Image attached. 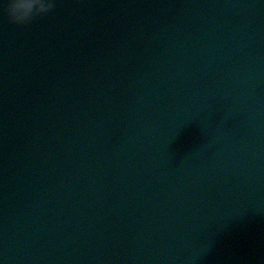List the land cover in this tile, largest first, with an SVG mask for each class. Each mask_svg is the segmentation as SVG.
Returning <instances> with one entry per match:
<instances>
[{"label":"water","instance_id":"95a60500","mask_svg":"<svg viewBox=\"0 0 264 264\" xmlns=\"http://www.w3.org/2000/svg\"><path fill=\"white\" fill-rule=\"evenodd\" d=\"M132 1V0H131ZM131 1H130V3H131ZM133 1H135V3H134V8H133V11H134V13L135 12H137V14H139L140 16H142V14L140 13V12H142V13H149L150 12V10H149V7L150 6H154V4L153 3H156L158 0H133ZM179 1H181V0H179ZM197 3H199L200 2V0H195ZM231 0H218V3H217V6L219 7V10L220 11H222L223 9H224V7L227 5V2H230ZM241 1V0H240ZM237 6H240V7H236L235 8V10H237L238 11V13L236 14V15H234L235 16V18H242V16L241 15H239L240 14V12L242 11V9H243V6H244V4L243 3H240V2H238V4H237ZM196 7H199L198 5H196V6H194V8H196ZM242 7V8H241ZM158 9H160L159 7H158ZM247 12H249V14H246V17L247 18H249L250 20H252V21H255V19H253V18H251V17H249V15H251V14H253V11L252 10H249V9H247ZM254 15H257V14H254ZM208 19V18H207ZM158 24H161V22L160 21H158L157 22ZM255 24H257V23H255ZM232 26H235L237 29H239L241 26H244L245 24H240V26L237 24V25H233V24H231ZM127 31H130V29H127ZM142 46L143 47H145L146 46V44H142ZM144 49H148V47L146 46ZM133 50H134V52L136 51V48H135V46H133ZM70 51V56H69V63H75V61H74V54H73V52H72V50L70 49L69 50ZM69 51H68V53H69ZM169 52H170V50H168ZM187 54H188V56H191L190 55V51H188L187 52ZM226 63H229L228 61H225ZM155 64H160V63H158V62H156ZM99 68V67H98ZM127 70H129L128 68H126ZM159 69L157 68L156 69V71H158ZM110 71H112V68L110 69ZM59 73L61 72V70H59L58 71ZM97 73H98V69H97V67L96 66H94V65H92V66H86V67H83L82 68V70H81V73L80 74H82V75H85V76H88L89 77V81H91V82H94L95 80H97V79H99L100 78V75H97ZM138 74V76L136 77V79H135V82H134V85L136 86V89H140V86H141V84H151L153 87H157V85L156 84H153L152 82L154 81V77H155V75L156 74H153V73H150V72H142V73H140V72H137ZM56 75H58V74H56ZM41 76H42V72H41ZM54 76H55V74H54ZM113 77V76H112ZM58 80V82H61V85H63L64 84V80H63V78L60 76V79H57ZM176 85H174V87H175ZM65 85H63V86H61V90H62V96L63 97H65L66 96V94L68 95V97H69V99L71 100V102H74V100H75V96L72 94V92H71V90L70 89H65ZM87 87V85L86 84H83L82 85V88H86ZM8 88V79H5L4 80V90H6ZM145 88H146V86H145ZM144 88V89H145ZM244 88H245V91H246V93L249 91V90H251V85L250 84H248L247 86L245 85V83H244ZM18 90V89H17ZM81 91V90H80ZM105 91V90H104ZM139 91V90H138ZM140 91H143V89L142 90H140ZM246 93H244L243 92V94H246ZM244 96V95H243ZM12 98L11 97H9V93H7L6 95H3V103H6V102H8L9 101V103H7V105L9 106H12V105H14V103L11 101L10 102V100H11ZM77 101V99L75 100V102ZM26 101H24V103H25ZM20 109H23V107H21ZM151 112V111H150ZM10 113L12 114V111H10ZM164 115V112L163 111H160V113H159V116H163ZM10 116H14V115H10ZM12 120H13V118H12ZM261 132H263V130L261 129L260 130ZM106 132H107V135H110L111 136V138H112V142L111 143H114V139L116 138L115 136H113V132L112 131H107L106 130ZM6 132H5V130L2 128V125H1V136H3L4 134H5ZM27 139H28V134H25L24 135V137H23V142H25V141H27ZM34 141V140H33ZM255 145H257V144H255ZM130 151L132 152V154H134V155H136V153H137V150L134 148V147H131V149H130ZM41 153V150L40 149H31V155H39ZM218 153H219V151H218ZM220 154V153H219ZM134 155H131V158H134ZM5 160V162H8V159H7V157H3ZM83 158L84 157H82V158H80V159H82L83 160ZM92 158L90 157L89 159H86L85 160V167H86V169H87V171L85 172V173H83V172H79V169H80V167H77L75 164H73L72 163V167H73V169L75 170V171H77L75 174L72 172V171H70V170H68V168H66V166H65V172H66V174L68 175V177L69 178H72V182H74V180L75 179H79V182L80 181H82V183L83 184H86V182L87 181H89V178H90V176H89V172H88V170H91V169H93L94 170V166H93V161L91 160ZM10 162V161H9ZM232 166H235V163H233V162H231L230 163ZM7 165V167H9V166H11V163L9 164V163H7L6 164ZM253 166V165H252ZM120 167L123 169V164H121L120 165ZM13 168V167H12ZM79 168V169H78ZM252 170V167L251 166H249L248 164L247 165H245V166H242L241 167V169L243 170V171H245V172H249L250 171V169ZM117 169V168H116ZM121 171H123V170H121ZM38 176L40 175V171H38L37 173H36ZM106 174L107 175H109L110 176V174H111V169L110 170H108L107 172H106ZM209 176L208 175H206V176H204V178H208ZM251 177H252V174H247V176H245L244 178H243V180L241 181L240 179H236L237 180V182L235 183V184H233V182L231 181V178H230V176H227V177H225L224 179H222L223 181L219 184V185H223L226 189H242L244 192L247 190V181L249 180V178L251 179ZM203 180V179H202ZM204 181H210V179H208V180H204ZM241 182V183H240ZM76 184H79L77 181H76ZM82 184V185H83ZM82 185H78V188L80 189H82ZM80 189V190H81ZM130 190V189H129ZM93 192L95 193V194H97V195H100V187L99 186H96V187H94V189H93ZM260 193H261V197H262V199H263V201H264V188H262L261 186H260ZM88 194H90V193H88ZM157 194H158V192H157V190L156 189H152V190H150L149 192H145V195L146 196H148V197H150L152 200H154L155 199V197L157 196ZM91 195V194H90ZM102 196V195H101ZM250 196L251 195H248L247 197H246V203H250ZM103 197V199L104 200H106V198L104 197V196H102ZM91 198V197H90ZM246 203H244L243 205H245ZM78 204H76V206H77ZM118 207H119V203H117V204H115L114 206H113V212H118ZM140 211H141V214L140 215H143V216H147L146 217V219H147V221H153V223H154V220H153V218H154V214H153V216H150V214H145L146 213V209H140ZM154 212H156V211H158V212H156V215L155 216H157L158 217V220H159V222L160 223H158V224H156V226L158 227V226H160V225H162L161 224V222L162 223H164L165 222V215H167V213H166V209L165 208H161V207H156L155 206V208H154V210H153ZM121 213H122V211H121ZM239 213V212H238ZM107 218H109V214H108V216H107ZM106 218V219H107ZM74 219H75V222H79V218L75 215V217H74ZM2 232H4V236H6V238H8L9 240H10V238L12 237V233L10 232V230H9V228H6L5 227V230L4 231H2ZM92 232H93V230L89 227L88 228V234L89 235H91L92 234ZM96 233H98L99 232V230L98 229H96V231H95ZM168 235H173V233H167ZM150 236V233H148V236L147 237H149ZM142 237H144V235H142ZM141 237V238H142ZM264 237V236H263ZM262 237V238H263ZM260 238H257V239H255L254 241H256V240H259ZM8 240V241H9ZM31 240H32V237H31ZM90 240L87 238V237H85L84 239H83V241H82V244L81 245H79V249H87L88 250V246H86V245H88V243L87 242H89ZM244 241H245V243L246 244H248V243H250L251 241H252V237H250V236H245L244 237ZM35 243V242H34ZM36 243L40 246L41 244L39 243V242H37L36 241ZM32 245V244H31ZM37 245V246H38ZM11 246V248H13V250L15 249V246L14 245H10ZM32 247H34L33 245H32ZM36 249H40V247L39 248H36L35 247V249L34 250H36ZM15 252V251H14ZM11 253H13V251L12 250H10V251H8L7 253H5V255L7 256L8 254L9 255H11ZM91 257H93V255H97V253L95 252V253H93V251L91 250ZM104 253H106V252H103V254ZM14 254V253H13ZM99 254H100V252H99ZM43 256H44V254H43ZM108 256V255H107ZM123 256V255H122ZM228 256V255H227ZM222 257V256H221ZM42 258H44V257H42ZM97 258V257H96ZM228 258H226V259H224L225 261L223 262L224 264L225 263H231L229 260H227ZM91 260V259H90ZM93 260H94V258H93ZM123 262H125V258L121 261V264H123ZM40 264L42 263L41 261L39 262ZM118 262L117 261H115L114 260V263L113 264H117ZM105 264H112V262H110V261H108V263L107 262H105Z\"/></svg>","mask_w":264,"mask_h":264},{"label":"clouds","instance_id":"9594fccd","mask_svg":"<svg viewBox=\"0 0 264 264\" xmlns=\"http://www.w3.org/2000/svg\"><path fill=\"white\" fill-rule=\"evenodd\" d=\"M57 0H0V15L13 25L23 26L39 16L50 13Z\"/></svg>","mask_w":264,"mask_h":264},{"label":"snow or ice","instance_id":"6c2138e0","mask_svg":"<svg viewBox=\"0 0 264 264\" xmlns=\"http://www.w3.org/2000/svg\"><path fill=\"white\" fill-rule=\"evenodd\" d=\"M0 264H2V262H0Z\"/></svg>","mask_w":264,"mask_h":264}]
</instances>
